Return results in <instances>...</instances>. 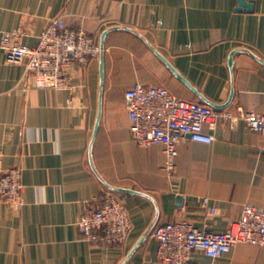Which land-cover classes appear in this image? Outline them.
<instances>
[{"label":"crops","instance_id":"0c3cea01","mask_svg":"<svg viewBox=\"0 0 264 264\" xmlns=\"http://www.w3.org/2000/svg\"><path fill=\"white\" fill-rule=\"evenodd\" d=\"M253 2L248 11L238 9V0H0V42L3 34L19 32L23 43L35 45L57 16L99 44L113 28L105 41L103 116L91 151L100 60L76 62L71 89L55 91L33 87L26 62L9 61L0 48L3 166L20 167L25 184L20 210L0 200V264H159L153 231L132 253L155 218L157 224L186 218L221 232L245 203L264 206V131L243 122L206 125L214 141L184 138L169 172L161 145L133 142L124 99L127 88L142 82L204 103L149 42L208 100L225 104L234 88L226 108L264 112V0ZM102 179L149 196L111 191ZM108 192L125 202L133 222L122 243L84 239L78 227ZM206 196L215 214L203 205ZM195 258L264 264V247L243 243L218 258L201 252Z\"/></svg>","mask_w":264,"mask_h":264},{"label":"built area","instance_id":"2783aa9c","mask_svg":"<svg viewBox=\"0 0 264 264\" xmlns=\"http://www.w3.org/2000/svg\"><path fill=\"white\" fill-rule=\"evenodd\" d=\"M0 48L9 61L26 62L33 87L55 91L71 89L76 62L87 64L100 55L95 37L84 29L69 26L63 16L49 21L35 45L23 43L19 32H8L2 35ZM124 99L133 142L142 148L161 145L164 167L169 172L175 169L184 138L203 143L214 141L215 136L206 130V125L214 129L219 121L243 122L252 131H264V112L217 109L181 98L163 85L136 82L124 91ZM24 192L21 168H4L0 147V200L20 210ZM202 203L211 214L216 213L208 196ZM78 227L84 239L117 244L127 239L133 222L125 202L108 192L101 206L83 213ZM152 236L157 241L159 264H203L195 258L197 252L214 259L243 243L264 247V206L245 203L240 217L225 231L199 228L192 221L180 218L157 224Z\"/></svg>","mask_w":264,"mask_h":264},{"label":"water","instance_id":"95a60500","mask_svg":"<svg viewBox=\"0 0 264 264\" xmlns=\"http://www.w3.org/2000/svg\"><path fill=\"white\" fill-rule=\"evenodd\" d=\"M238 9L239 10H248V11H253L254 9V2L253 0H238ZM124 27L126 29L132 30L134 32H136L135 30H133L132 28L126 27V26H121ZM113 28L110 29H106L101 36V40H100V55H99V60H100V88H99V101H98V114H97V120H96V124H95V128L93 131V135L91 138V144H90V151L92 150V146H93V141L95 139V136L98 132V129L100 127V123H101V119L103 116V110H104V86H105V41H106V37L107 34L109 33L110 30H112ZM139 36L142 37V35L138 32H136ZM148 46L159 56V58L161 60H163L167 66L171 69L172 72H174L179 78H181L188 86H190V88L196 93L198 94L204 103L210 105L211 107L214 108H226L230 105L233 96H234V88H232V92L231 95L228 99V101L225 104H216L210 100H208L205 96H203L195 87H193L192 85L189 84V82L184 78V76L182 74H180L175 67H173L170 62H168L166 60V58H164L155 48L154 46H152L149 42H147ZM236 50H234L231 53L230 56V60H229V66L232 68L233 67V57L235 54ZM264 63V61H263ZM92 160V159H91ZM100 177V176H99ZM104 184L111 190V191H121V192H128V193H138V194H143L146 196H149L147 193L140 191V190H134L131 188H123V187H117V186H113L111 184H109L107 181L103 180ZM178 199L181 201L182 198L179 196ZM157 224V218H155L154 222L151 224V226L149 227V229L147 230L146 234L142 236V238L140 239V241L138 242L137 246L133 249L132 253L135 251V249L145 240L146 236L148 234H150L153 229L156 227ZM131 253V254H132Z\"/></svg>","mask_w":264,"mask_h":264}]
</instances>
